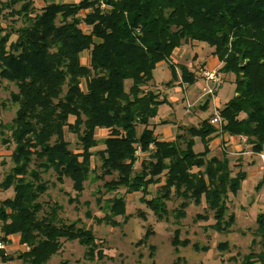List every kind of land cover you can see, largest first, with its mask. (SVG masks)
Instances as JSON below:
<instances>
[{
    "label": "trees",
    "instance_id": "obj_1",
    "mask_svg": "<svg viewBox=\"0 0 264 264\" xmlns=\"http://www.w3.org/2000/svg\"><path fill=\"white\" fill-rule=\"evenodd\" d=\"M41 1L38 7L35 0H0V21L12 22L10 28L0 22V79L17 91L10 98L17 106L15 117L1 126L11 132L14 150L12 171L0 182V191L13 192L0 201V232L4 243L18 237L26 249L16 258L1 250L0 263L46 264L62 240L94 247L90 231L61 222L57 204L44 211L38 202L47 191L42 176L49 170L59 182L69 179L76 194L97 168L100 179L113 177L104 183L109 192L146 193L161 184L159 197L140 199L157 220L175 195L187 206L203 200L213 212V229L227 231L234 220L227 214V197L239 189L245 173L232 177L225 154L208 156L209 144L228 134L245 138L251 152L264 150V0H105L104 8L91 0ZM17 21L22 25L15 28ZM187 43L211 48L234 94L218 110L221 129L203 119L198 126L178 127L174 141L166 142L158 139L153 121L167 100L147 87L161 63L182 84L199 79L171 62L174 51ZM69 118L80 145L74 152L64 139ZM101 129L107 136L96 150ZM195 139L203 145L199 153ZM138 152L147 158L139 159ZM93 156L98 167H92ZM109 201L110 215L97 223L120 227L112 216L123 215L126 201ZM256 225L260 251L255 260L245 256L242 264H264V214Z\"/></svg>",
    "mask_w": 264,
    "mask_h": 264
},
{
    "label": "rangeland",
    "instance_id": "obj_2",
    "mask_svg": "<svg viewBox=\"0 0 264 264\" xmlns=\"http://www.w3.org/2000/svg\"><path fill=\"white\" fill-rule=\"evenodd\" d=\"M35 4L39 7L43 3L41 0H35ZM0 22L8 28L12 23L6 19ZM21 25L22 23L17 21L14 27L18 28ZM208 48L205 44H200V47L194 48L189 45L183 46V49L186 50L187 59H191L194 54L197 55L198 60L195 64L204 62ZM85 60L84 57L83 61ZM187 68L190 72L195 73L198 78L196 68L190 65ZM156 75L158 76L156 78H160L159 72ZM175 79L171 78L163 85L168 88L167 97L159 90L152 89L151 82L147 87V90L155 94L159 93L161 96L158 99L160 100L170 99L169 96H175L180 100L174 107L173 115H167L166 110H162L164 113L160 112L159 114L162 119L169 120V124L164 127V130L171 129L173 136L178 128L170 124L171 121L188 120L190 122L194 119H204L214 113L219 114L217 109L222 107L234 94L233 85L229 78L223 77L214 98L208 99L206 107L200 108L199 106L206 101V98L199 99L202 88L201 80L198 79L192 85H186L181 83L179 77ZM130 84L129 80L125 81V90H128ZM164 87L162 88L165 90ZM185 88L187 89L186 94ZM16 92V87L12 83L0 79V182L10 174L13 168L11 154L14 150V144L11 132L1 129V126L8 127L15 117L17 106L10 101V98ZM186 96L189 103L197 100L198 96V100L195 101L196 105H194L196 108L195 118L191 110H187L186 103L182 102ZM167 104H169L168 101ZM72 121V118L66 121L67 124L63 132L69 149L74 152L80 150V145L77 136L72 131ZM162 127L160 126L157 130L159 135ZM140 131L141 127H137V132ZM100 139H102V135L96 137L98 141L96 150L103 148ZM193 149L195 152L203 149L199 139L196 140ZM222 154L225 153L222 152ZM255 154H264V150L261 153H254L251 152L247 144H242L240 152H236V155L232 156L231 162H228L232 177H236L241 172L245 173V177L241 180L239 189L235 193L228 194L227 214H232L234 220L233 224L223 233L213 229L215 224L213 212L206 209L203 200L198 206L192 203L187 206L185 199L172 195L166 201V213L163 214L161 220H157L153 212L140 199L143 196H145L143 199L146 200H151L155 196L159 197L161 184L149 186L146 193L141 190L138 193L126 195L124 188L109 192L106 191L104 183L113 177L100 179L96 176L100 174L97 168L94 174L88 175L83 184V190L76 194L69 179L62 178V181L59 182L56 174L49 170L42 176L47 191L38 199L43 210L46 211L51 204H57L60 207L58 217L61 222L63 224H75L78 228L90 231L95 242L94 247L85 248V245L80 244L78 240H62L61 248L46 264H242L243 258L247 255H251L255 260L260 251L257 244L259 239L254 234L257 227L256 218L258 215L264 214V188L261 184L262 166ZM138 156L139 159L147 158V155L139 152ZM208 156L211 157L212 155ZM139 164L140 161L138 160L135 163L136 171H139ZM99 165V159L93 156L92 167ZM163 181L164 177L161 176L160 182L163 183ZM12 195L11 188L7 191H0V201L12 197ZM113 197H124L126 201L123 215L112 216V221L121 226L113 227L105 223L98 224V219L110 215L109 200ZM183 202L186 203V207H181ZM144 235L148 238L145 244H143ZM1 237L0 232V239L2 240ZM4 247L3 251L7 257L16 258L26 250L18 243V237H15V240L10 239L8 241L7 239ZM0 264H22V262L15 259L12 262Z\"/></svg>",
    "mask_w": 264,
    "mask_h": 264
},
{
    "label": "crops",
    "instance_id": "obj_3",
    "mask_svg": "<svg viewBox=\"0 0 264 264\" xmlns=\"http://www.w3.org/2000/svg\"><path fill=\"white\" fill-rule=\"evenodd\" d=\"M54 1L58 2V3H78L79 0H54ZM188 45L191 48H194L196 46L200 47V44H195V43L182 44L178 49H176L174 51V53L171 56V62L173 64L184 65L186 67H189V65H190L191 67H194L196 69L198 67H203V68L209 69V70L219 68L220 65H219L218 61L216 60V58H214L211 55V48H208V52L205 54V59L203 60L204 61L203 63L195 64L198 60L196 54H194L191 59H187L186 50L183 49V46L187 47ZM157 72H159L160 78H156V77H158L156 75ZM170 79H171V77L169 75L168 65L161 63L156 68V70L153 72V79L150 83V85L153 87H151V88L159 90L160 92L164 93V95L166 96L167 95L166 92H167L168 88L164 87L163 85H165ZM162 87H164L165 90ZM187 89H188V86H187ZM187 89L185 88V94L187 92ZM175 93H177V92H175ZM169 97H170V99H167L169 104L162 105L159 107L158 112H157V116L155 117V119L153 121L154 132L157 135L158 139L164 140L166 142L174 141L175 136L179 133V131H177V129H176V133L173 136L171 129L164 130V127H166L169 124V120L162 119L159 116L160 112L164 113V111H162V110H166L165 112L167 115H173L174 114V107L177 106V104L179 103L180 100H178L175 96H169ZM197 100H198V96H197ZM197 100L195 99V101H197ZM183 101L186 103L187 110L188 109L191 110V112L195 118V109L196 108L194 107V105H196V102L193 100L191 103H189L187 96L185 99L182 100V102ZM199 107L203 108L202 105H200ZM220 108H222V107H220ZM220 108H218L217 110H219ZM210 117H211V115L209 117H205L204 119H209ZM191 119H192V117H191ZM201 120H203V119H201ZM201 120L200 119H197V120L194 119L190 122H188V120H181L178 122H173L170 120L171 121L170 124L175 125V128H178L180 126L187 128V127H191V126H196L197 124H199L201 122ZM161 122H166V124L162 125V124H160ZM160 126H163L162 127L163 129H162L161 134H160L161 137H163V138H161L159 133H157V130L160 128ZM95 135H96L95 137L102 135V139H100V140H103L105 138V136H107V131L102 130V129L97 130ZM196 140L197 139H195V142H196ZM242 144H246L244 138L232 137V136H229L228 134H223L220 137L215 138L214 140H212L210 142V144H209V148L211 151L210 154L212 156L222 157L223 154H222L221 149H224L225 154H226V158H227L228 162L230 163L231 160L233 159L232 156H235L236 152L237 153L240 152ZM201 151H199V152H201ZM199 152H196V153H199ZM14 240H15V238H14Z\"/></svg>",
    "mask_w": 264,
    "mask_h": 264
},
{
    "label": "built area",
    "instance_id": "obj_4",
    "mask_svg": "<svg viewBox=\"0 0 264 264\" xmlns=\"http://www.w3.org/2000/svg\"><path fill=\"white\" fill-rule=\"evenodd\" d=\"M91 1H99L100 8H104V1L105 0H91ZM121 1V0H118ZM196 73L201 80L202 83V88H201V95L199 99L201 98H206L208 99H213L217 90L218 86L221 84L223 80V74L219 71V69H205L202 67H198L196 69ZM222 118L219 116L218 113H214L210 118H209V123L210 125L221 129L222 127ZM243 138V137H241ZM245 139V138H244ZM246 142V141H245ZM261 161V166H262V187L264 188V154H255ZM4 242L0 239V251L4 250Z\"/></svg>",
    "mask_w": 264,
    "mask_h": 264
}]
</instances>
